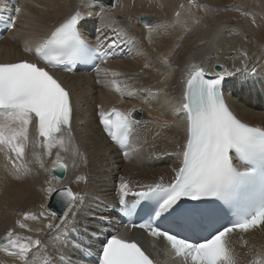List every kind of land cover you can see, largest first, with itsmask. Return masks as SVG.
<instances>
[{"label": "snow or ice", "instance_id": "snow-or-ice-1", "mask_svg": "<svg viewBox=\"0 0 264 264\" xmlns=\"http://www.w3.org/2000/svg\"><path fill=\"white\" fill-rule=\"evenodd\" d=\"M29 3L30 0L23 3L13 0L11 7L0 8V25L5 32L27 27L20 26L19 20L31 15ZM188 3L207 9L206 5H197L196 0H188ZM97 7L101 10L102 23L96 29L98 35L93 44L82 35L81 25L96 15ZM123 7L118 0L110 5L105 4V0H81L46 34L24 40V52L36 59L0 62V153L12 163L16 178L20 179L33 173L29 166L31 161L26 160L29 146L42 149V152L33 151L32 155L39 169L48 174L40 188L44 200L40 204L41 211L19 213L22 219L15 223L20 229L39 234L43 228L33 229L23 221H39L43 217L49 221L44 225L50 231L49 242L43 243L39 235H21L12 228L0 238V249L18 264H75L63 251L69 245L85 256L93 254L91 247L84 248L72 238L81 234L77 214L85 202V194L73 191L59 175L77 168V158L87 164V157L80 151L74 135L76 104L70 90L50 69L71 73L78 64L91 63L98 84L111 86L122 98L133 96L137 90L128 83L132 77L121 81L116 78L125 76L124 73L102 67L112 59L110 50L138 42V37L126 25L118 24L114 17L104 16L106 9ZM179 7L184 8V5ZM180 17L177 11L170 23L167 20L153 22L141 15L137 22L146 30L145 39L151 44L154 34H168L169 29L178 25L185 33H190L188 20L181 21ZM200 22L199 19L193 21L197 25ZM252 23H256L254 17ZM106 29H111L113 35L109 36ZM224 31V25L218 26L216 38ZM227 31L232 34L235 29ZM184 38L181 35L177 40ZM179 47L177 42L168 53H161L162 60L169 63ZM241 56L240 67L233 65L230 69L217 64L211 72L203 61L196 62L189 57L184 63L182 92L168 101L172 112L181 119L177 127L182 125L185 134L183 142L170 138L177 149L173 154L179 159V165L172 169L174 177L170 182L165 183L163 176L158 182L148 184L134 183L125 175L118 177V211L130 217L137 207L146 210L147 219L132 227L144 230L155 240L162 239L163 253L170 264H239L233 237L238 236L246 246L245 234L264 231V125L241 119L224 90L228 78L256 73L246 50L241 51ZM150 66L145 63L143 68ZM170 76L171 73L164 75L163 79L168 80ZM97 108L100 125L124 150V159L141 152L148 144L146 138L139 136L133 140L136 127L142 123L136 114L142 109L136 105L125 109L115 105L105 108L102 104ZM154 122L160 128L171 126L167 121ZM31 127L35 128L34 139L30 137ZM9 153L15 155L14 160ZM53 156L48 167L44 158ZM86 181V175L80 174L72 183ZM129 195L136 198L131 205L126 199ZM53 199L60 205V211L52 210L49 201ZM56 220L59 223L53 222ZM111 227L104 216L96 228L90 230L87 225L83 228L84 233L97 239V234L104 236L95 251L96 264H161L159 259L150 258L141 244L129 238L118 225L114 232L108 231ZM251 264H264V254H254Z\"/></svg>", "mask_w": 264, "mask_h": 264}, {"label": "bare ground", "instance_id": "bare-ground-1", "mask_svg": "<svg viewBox=\"0 0 264 264\" xmlns=\"http://www.w3.org/2000/svg\"><path fill=\"white\" fill-rule=\"evenodd\" d=\"M242 1L196 0L197 5H206L207 9H205L191 6L186 0L185 2L182 0H119L123 8L105 10L104 16L114 17L118 24L126 25L132 34L138 37V42L131 49L128 43L122 44L121 53H128L122 54L102 67L124 73L125 76L116 78L118 80L122 81L132 77L128 83L137 91L131 97L122 98L111 89V86L98 84L96 73L65 75L64 77L76 104V122L74 123L76 143L87 157V164L77 158L78 167L70 168L66 180V183L70 184L77 175L84 174L87 177L86 182L73 183L74 191H81L85 194V202L77 214V220L81 235L86 241L90 239L91 234L84 233V226L87 225L91 230L94 217L106 213L105 205L115 204L118 196L116 184L120 175H125L138 184L158 182L161 176L164 177V182L168 183L174 177L172 169L179 165V159L173 154L177 149L176 144L171 142L170 138L183 142L185 134L182 125L177 127L181 124V119L172 112L168 101L172 96L178 97L182 92L180 82L182 69L189 57L196 62L203 61L209 68L216 63H221L231 69L233 65L241 66L243 59L241 51L246 50L249 57H252L250 66L255 65L257 71L254 75H237L228 78L227 98L241 119L252 124L264 125V29L254 37L245 29L234 26L235 22L231 13L243 6ZM80 3L81 0H30L27 7L31 15L23 16L19 20L20 26L27 25V27H20L19 30L10 32L0 41V62L23 58L35 59L34 55L24 52V40L29 36L38 38L46 34L54 24L59 22L61 17L66 18ZM181 4L184 8L179 7ZM261 10L260 14L264 16V7ZM95 11L96 15L86 21L84 28L94 40L98 35L96 29L102 23L101 10L97 7ZM177 11L181 13V21L188 20L192 31L185 33L178 25L175 29H169L168 34H154L153 43L149 44L145 39L146 30L142 24L137 22L140 16L146 15L153 22L167 20L171 23ZM128 17L132 18L131 21L127 19ZM195 19L201 22L198 25L194 24ZM220 25L225 26V31L217 39V29ZM228 28L235 29V32L230 34L227 31ZM105 31L109 36L113 35L111 29ZM181 35L185 38L178 41L177 37ZM177 42L180 47L175 49V55L170 58V62L165 63L161 58V53H168ZM138 53L142 54L138 55ZM145 63H150L151 66L144 69ZM169 73H171L170 78L164 80L163 76ZM100 104L105 108L115 105L125 109L136 105L137 108L142 109L144 119L136 127L133 136V140L137 136L148 140V144L141 152L132 155L129 159H124L122 151L107 140L97 115V105ZM140 115L138 112L136 118ZM156 120L161 123L167 121L171 126L160 128L154 122ZM157 132L160 135L156 136ZM30 137L34 139L32 127ZM153 144L155 147H152ZM33 151L42 152L43 150L29 146L26 160L31 161L29 166L33 169V173L27 177L21 176L20 179L16 178L15 169L10 165V161L5 159L4 153H0V238L6 234L8 229L16 228V220L22 219L19 213L29 210L36 213L41 211L40 204L44 200L40 188L48 174L39 169L32 155ZM55 151L56 149H53L54 153ZM12 158L14 160L15 156ZM44 159L48 167H51L54 156ZM23 222L33 229L43 228V232L37 234L17 229L18 233L34 237L39 235L43 243L49 242L50 231L44 227L49 222L48 220L41 217L39 221ZM53 222L59 223V220ZM130 238L141 239L136 233ZM244 240L248 241L246 246L238 236H234L233 246L239 264H251L254 254H264V231L256 230L245 234ZM77 243L85 248L82 241H77ZM145 245L151 252L154 251L150 244L145 243ZM163 247L162 244L156 245L155 250H159L158 253L155 251L156 259H159L161 264H170L163 253ZM63 251L71 257L75 264H84L82 252L78 249L69 245ZM0 264H18V261L0 249Z\"/></svg>", "mask_w": 264, "mask_h": 264}, {"label": "rangeland", "instance_id": "rangeland-1", "mask_svg": "<svg viewBox=\"0 0 264 264\" xmlns=\"http://www.w3.org/2000/svg\"><path fill=\"white\" fill-rule=\"evenodd\" d=\"M118 2H119V0H118ZM182 2H185V0H182ZM186 2H188V0H186ZM242 5L243 6H240L238 8V10H236L237 12L235 11V12L231 13L233 21L235 22L233 24L236 27L239 26V27L245 29L247 32H249L250 34H252L255 37L259 33H261V31H263V29H264V16H262L260 14V12L262 13L261 9L264 7V0H243ZM259 5H261V6H259ZM241 13H249V15H242ZM253 17H255V21H256L255 24L252 23ZM64 18L65 17H61L60 20H62ZM140 113H141V111H140ZM69 186L73 188V191L75 190V186L73 183H71ZM56 221H58V220H56ZM13 229L16 232H18V230H21L17 225H16V228H13Z\"/></svg>", "mask_w": 264, "mask_h": 264}, {"label": "water", "instance_id": "water-1", "mask_svg": "<svg viewBox=\"0 0 264 264\" xmlns=\"http://www.w3.org/2000/svg\"><path fill=\"white\" fill-rule=\"evenodd\" d=\"M114 1L117 2L116 0H105V4L110 5L111 3H115ZM217 64H221V63H216V64H214V65H217ZM214 65H213V66H214ZM213 66H211V67L209 68V71H210V72L212 71ZM216 70H219V69H216ZM50 206H51L52 210H54V211H60V205H58V204L56 203L55 199H53V200L51 201Z\"/></svg>", "mask_w": 264, "mask_h": 264}]
</instances>
